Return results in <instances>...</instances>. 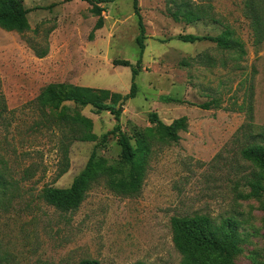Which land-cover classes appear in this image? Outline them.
<instances>
[{
  "label": "rangeland",
  "instance_id": "374dc122",
  "mask_svg": "<svg viewBox=\"0 0 264 264\" xmlns=\"http://www.w3.org/2000/svg\"><path fill=\"white\" fill-rule=\"evenodd\" d=\"M102 1H108L100 5L103 27L92 41L97 18L81 0H23L30 30L0 29V264H179L170 220L194 215L216 227L231 222L227 264H264V195H252L247 185L264 184V173L240 154L264 145V40L253 42L243 0H138L146 38L142 71L134 80L137 95L119 118L143 167L133 194L116 185L128 166L110 133L116 122L109 113L65 103L70 113L91 119L98 138L67 146L53 114L34 102L49 84L128 93L131 69L112 62H137V17L132 0ZM184 4L208 17L174 20ZM225 30L241 42L243 55L176 40ZM212 102L217 105L200 108ZM152 113L166 125L186 118L177 143L149 123ZM138 141L147 144L145 155ZM93 151L123 173L99 178L73 212L47 205L42 190L69 187Z\"/></svg>",
  "mask_w": 264,
  "mask_h": 264
},
{
  "label": "trees",
  "instance_id": "16d2710c",
  "mask_svg": "<svg viewBox=\"0 0 264 264\" xmlns=\"http://www.w3.org/2000/svg\"><path fill=\"white\" fill-rule=\"evenodd\" d=\"M91 6V14L97 19L93 30L89 33L88 39L92 41L94 32L103 27V12L100 5L108 1L102 0H81ZM243 16L248 21L251 29L253 42L259 44L264 40V0H243ZM132 8L139 28V35L136 38V44L139 49V58L133 65L128 61L115 60L113 66L128 67L131 69V86L127 94H109L107 91H94L89 87L72 86L64 84H49L37 96L34 102L42 110H48L53 114L56 120V126L62 128V134L67 139V146L71 143L85 142L92 143L97 141V137L92 133L91 119L69 112L65 103H72L77 107H91L95 114L101 112L109 113L116 125L110 133L117 138L120 147V156L122 162L128 166L124 177L120 178L116 185L127 193H136L140 187L143 167L136 160L135 150L132 148L129 139L121 132L119 118L122 106L137 95V86L134 82L135 77L142 71V56L145 50V28L142 23V17L139 11L138 0H132ZM29 10L23 5V0H0V29L6 32L24 33L30 30L27 14ZM172 18L176 21L182 20L185 23L197 22L208 17L207 12L201 7L189 8L182 5L172 13ZM176 40L182 43L194 44L196 42H210L218 49L230 51L243 55L241 42L233 36L230 30H225L220 35L196 36L192 34L178 35ZM45 53L39 54L42 58ZM59 91H66V95ZM165 103H178L177 100L170 98L163 99ZM215 103H206L200 106L203 110H209ZM216 107V106H215ZM149 123L154 124L161 132L162 136L169 143L179 141V132L186 131V118L182 117L166 125L161 122L155 113L149 115ZM109 133V134H110ZM107 135L102 136L100 142L105 141ZM138 150L145 155L148 152L147 144L138 141ZM243 160L250 162L264 173V145H251L241 151ZM68 162L65 161L63 173L66 172ZM122 174L121 169H115L108 166L102 159H98L93 151L84 167V169L72 180L67 188L46 187L41 192L42 200L49 206L62 213L75 211L90 189L92 184L101 177L109 178L112 174ZM264 180V174H261ZM248 187L252 195H264V184L261 180L248 182ZM172 230V243L176 251L181 256L179 264H227L230 258L227 253L231 234L228 229L232 226L229 220L223 222L219 227L212 224L209 217L204 215H194L192 217H172L170 220ZM79 264H99L95 260H84ZM134 264H144L136 262Z\"/></svg>",
  "mask_w": 264,
  "mask_h": 264
}]
</instances>
